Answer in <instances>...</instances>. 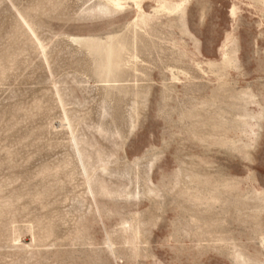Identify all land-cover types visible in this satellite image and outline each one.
<instances>
[{
    "label": "rangeland",
    "instance_id": "obj_1",
    "mask_svg": "<svg viewBox=\"0 0 264 264\" xmlns=\"http://www.w3.org/2000/svg\"><path fill=\"white\" fill-rule=\"evenodd\" d=\"M0 264H264V0H0Z\"/></svg>",
    "mask_w": 264,
    "mask_h": 264
}]
</instances>
